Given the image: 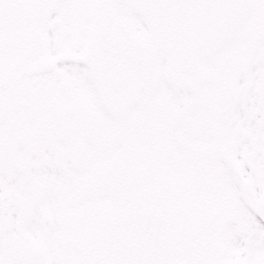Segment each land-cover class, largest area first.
<instances>
[{
  "label": "snow or ice",
  "instance_id": "snow-or-ice-1",
  "mask_svg": "<svg viewBox=\"0 0 264 264\" xmlns=\"http://www.w3.org/2000/svg\"><path fill=\"white\" fill-rule=\"evenodd\" d=\"M0 264H264V0H0Z\"/></svg>",
  "mask_w": 264,
  "mask_h": 264
}]
</instances>
